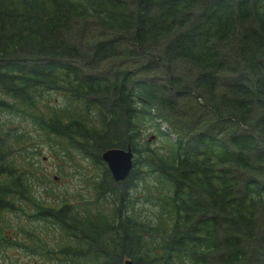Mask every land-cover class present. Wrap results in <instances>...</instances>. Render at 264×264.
I'll use <instances>...</instances> for the list:
<instances>
[{
    "label": "trees",
    "instance_id": "obj_1",
    "mask_svg": "<svg viewBox=\"0 0 264 264\" xmlns=\"http://www.w3.org/2000/svg\"><path fill=\"white\" fill-rule=\"evenodd\" d=\"M160 120L175 141L139 143ZM43 144L88 160L90 200L33 195ZM124 258L264 264V0H0V264Z\"/></svg>",
    "mask_w": 264,
    "mask_h": 264
},
{
    "label": "rangeland",
    "instance_id": "obj_2",
    "mask_svg": "<svg viewBox=\"0 0 264 264\" xmlns=\"http://www.w3.org/2000/svg\"><path fill=\"white\" fill-rule=\"evenodd\" d=\"M52 97L55 99L56 105L62 104V100L64 98L61 97L60 94L53 93ZM199 114V111H192L188 115L190 116V120L193 121L194 118ZM167 115H169V117L171 118H174V113H170ZM148 124L149 125H146L148 127H145L141 132L139 143H144V141L147 140L150 141L151 146H154L159 143H169L167 137L170 140L173 139L169 131H167V135L165 136L155 126L151 125L150 121H148ZM63 155V150H52L47 145L43 144L40 148V154L36 155V157L33 156V158H37V165L39 166L38 172L40 174H44L45 177L48 176L50 178V181H47L45 183V186H47V188L49 189V194L45 197V194L42 193L39 188L33 192V195L36 198L41 197L46 201H50L52 198L53 201L62 198L68 199L69 201H78V203L82 202L83 200H90V198H92L94 195L88 184L90 178H86L85 176L88 177L92 174L93 168L91 164L88 162V160L82 158L80 154L75 150H72L71 152V160H66V157L63 158ZM72 160L74 161V163L75 161L78 162L77 169L80 170L81 173H78L77 170H74V168L69 165ZM148 181L152 182L153 180ZM142 193L143 192L141 188L137 189L136 195H138L140 199L137 204L141 206V209L143 211L151 212L148 204L143 202V199L141 197ZM105 205L106 206L103 207L104 209H107L109 204L105 203ZM54 235L56 236L57 234L55 233ZM36 263H38V261H36ZM42 264L49 263L47 261H44Z\"/></svg>",
    "mask_w": 264,
    "mask_h": 264
},
{
    "label": "water",
    "instance_id": "obj_3",
    "mask_svg": "<svg viewBox=\"0 0 264 264\" xmlns=\"http://www.w3.org/2000/svg\"><path fill=\"white\" fill-rule=\"evenodd\" d=\"M132 150L130 145L109 146L101 150L100 157L105 162L110 176L114 181L122 180L132 166ZM122 264H132V261L125 258Z\"/></svg>",
    "mask_w": 264,
    "mask_h": 264
}]
</instances>
